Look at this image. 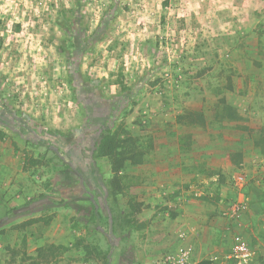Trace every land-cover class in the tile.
Here are the masks:
<instances>
[{"label":"rangeland","instance_id":"374dc122","mask_svg":"<svg viewBox=\"0 0 264 264\" xmlns=\"http://www.w3.org/2000/svg\"><path fill=\"white\" fill-rule=\"evenodd\" d=\"M0 44V264H165L193 248L180 197L264 264V0H0ZM224 97L238 128L212 122ZM110 126L145 153L119 189L94 159Z\"/></svg>","mask_w":264,"mask_h":264},{"label":"crops","instance_id":"0c3cea01","mask_svg":"<svg viewBox=\"0 0 264 264\" xmlns=\"http://www.w3.org/2000/svg\"><path fill=\"white\" fill-rule=\"evenodd\" d=\"M166 169L168 168L165 167L160 174L157 173L154 177H151V180L146 185H142L145 193H148V197L153 196L158 199L162 193L166 194L168 192L163 188H173L172 185L175 181V177L173 178V175L169 172L170 169ZM182 179L189 182L192 177L187 176ZM243 194L246 201L245 192H243ZM180 198L174 201V206L176 208L174 211L177 212V221L180 222V226L183 228L181 234L184 233L186 235L185 241L182 245L187 243L194 248L195 251L192 257L194 256L193 259H196V264L204 260H210L213 264H216L218 261H228L231 254L233 237L227 232L223 233L227 220L225 221L224 219L217 217V213L223 208V206H212L206 201H203L201 205L188 203L185 202L186 198L184 201H182L183 197ZM239 199H241L240 195H238V200ZM224 201L225 200L223 199V202ZM215 209H218V211L215 212ZM214 232L219 233L217 234L218 238H216L215 241L212 240ZM253 250L255 253L253 264H260L254 247ZM231 263L235 264L233 260H231Z\"/></svg>","mask_w":264,"mask_h":264},{"label":"trees","instance_id":"16d2710c","mask_svg":"<svg viewBox=\"0 0 264 264\" xmlns=\"http://www.w3.org/2000/svg\"><path fill=\"white\" fill-rule=\"evenodd\" d=\"M1 49V44H0ZM189 118L187 124L205 126L206 119L201 112H194L187 116H179L180 121ZM239 114L236 108L231 105L224 97L218 100L213 113L212 122L218 124L233 123L238 125ZM182 142V140H181ZM138 139L132 136H122L115 132L113 126L108 127L103 134V138L97 147L94 159L108 158L111 162L113 177L110 180L114 189H119V185L123 180V171L128 163L132 165H140L145 162V153L138 151ZM46 144H48L46 142ZM122 173V174H121ZM198 264H213L210 260H204Z\"/></svg>","mask_w":264,"mask_h":264},{"label":"built area","instance_id":"2783aa9c","mask_svg":"<svg viewBox=\"0 0 264 264\" xmlns=\"http://www.w3.org/2000/svg\"><path fill=\"white\" fill-rule=\"evenodd\" d=\"M245 180L242 176L236 179V185L239 188V199L238 204L233 209V214L238 215V213L246 208L245 196L243 194ZM228 213L225 212L224 216ZM181 239H185L186 235L184 233L180 234ZM192 253L191 247H180L175 254L166 256L165 264H193L192 263ZM255 253L253 247L248 242V240L240 233H236L232 238V247L230 258L235 264H253Z\"/></svg>","mask_w":264,"mask_h":264}]
</instances>
